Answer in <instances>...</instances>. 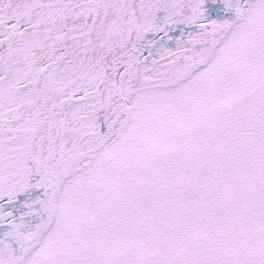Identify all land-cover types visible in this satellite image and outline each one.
<instances>
[{"label":"snow or ice","instance_id":"snow-or-ice-1","mask_svg":"<svg viewBox=\"0 0 264 264\" xmlns=\"http://www.w3.org/2000/svg\"><path fill=\"white\" fill-rule=\"evenodd\" d=\"M0 264H264V0H0Z\"/></svg>","mask_w":264,"mask_h":264},{"label":"bare ground","instance_id":"bare-ground-1","mask_svg":"<svg viewBox=\"0 0 264 264\" xmlns=\"http://www.w3.org/2000/svg\"><path fill=\"white\" fill-rule=\"evenodd\" d=\"M173 47H174V45H173ZM157 59H158V57H157Z\"/></svg>","mask_w":264,"mask_h":264},{"label":"water","instance_id":"water-1","mask_svg":"<svg viewBox=\"0 0 264 264\" xmlns=\"http://www.w3.org/2000/svg\"><path fill=\"white\" fill-rule=\"evenodd\" d=\"M145 55H147V53H145Z\"/></svg>","mask_w":264,"mask_h":264}]
</instances>
